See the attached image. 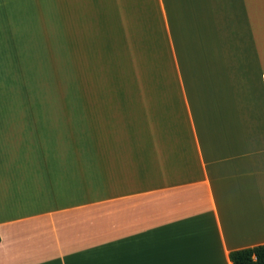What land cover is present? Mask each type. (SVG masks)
Segmentation results:
<instances>
[{"label":"crops","instance_id":"0c3cea01","mask_svg":"<svg viewBox=\"0 0 264 264\" xmlns=\"http://www.w3.org/2000/svg\"><path fill=\"white\" fill-rule=\"evenodd\" d=\"M263 75L264 0H0V264L264 243Z\"/></svg>","mask_w":264,"mask_h":264},{"label":"trees","instance_id":"16d2710c","mask_svg":"<svg viewBox=\"0 0 264 264\" xmlns=\"http://www.w3.org/2000/svg\"><path fill=\"white\" fill-rule=\"evenodd\" d=\"M228 257L231 264H264V243L230 250Z\"/></svg>","mask_w":264,"mask_h":264},{"label":"rangeland","instance_id":"374dc122","mask_svg":"<svg viewBox=\"0 0 264 264\" xmlns=\"http://www.w3.org/2000/svg\"><path fill=\"white\" fill-rule=\"evenodd\" d=\"M64 60H67L66 58H64ZM69 63H65L64 62V66H63V70H64V83L62 85V92L65 96L66 99L69 100L70 96H71V92L74 90L75 92L77 91L76 88H79L78 86H72L71 83V77L74 76V70L70 69L71 68V64L69 66ZM66 75V76H65ZM64 103H70L69 101L64 102Z\"/></svg>","mask_w":264,"mask_h":264}]
</instances>
